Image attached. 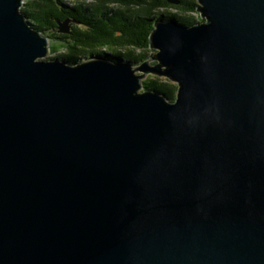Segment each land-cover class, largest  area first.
<instances>
[{"label": "water", "instance_id": "obj_1", "mask_svg": "<svg viewBox=\"0 0 264 264\" xmlns=\"http://www.w3.org/2000/svg\"><path fill=\"white\" fill-rule=\"evenodd\" d=\"M23 2L0 0V264H264V0L153 20L137 67L44 58Z\"/></svg>", "mask_w": 264, "mask_h": 264}, {"label": "trees", "instance_id": "obj_2", "mask_svg": "<svg viewBox=\"0 0 264 264\" xmlns=\"http://www.w3.org/2000/svg\"><path fill=\"white\" fill-rule=\"evenodd\" d=\"M197 8V0H24L21 6L31 24L49 38L51 56L75 62L105 55L132 66L154 55L149 46L153 20L201 22L204 17ZM64 21L67 32L58 30ZM141 82L145 89L175 97L177 85L167 80L151 77Z\"/></svg>", "mask_w": 264, "mask_h": 264}, {"label": "rangeland", "instance_id": "obj_3", "mask_svg": "<svg viewBox=\"0 0 264 264\" xmlns=\"http://www.w3.org/2000/svg\"><path fill=\"white\" fill-rule=\"evenodd\" d=\"M164 20H167V19H164ZM151 53L152 54H154L155 55V53H156V50L154 51V52H152L151 51ZM53 54V52H51V49L49 50V52L44 56V58H47L48 56H51ZM150 54V53H149ZM153 55V56H154ZM150 57H152V56H150ZM149 57V58H150ZM148 58V59H149ZM147 60V59H146ZM154 61H156V59H153V60H149V61H147L146 62V65H148V66H151V65H154L155 63H154ZM144 62V61H143ZM142 62H140V63H137V64H135L133 67H137L138 65H140ZM135 72L137 73V74H139V75H141V74H143V71H140V70H135ZM151 77H157V78H159V79H161V80H167L169 83H171V84H174V85H177V82L176 81H174V80H171V79H169L168 77H166V76H163V75H157V74H155V73H151V72H146V73H144V75L142 76V77H140V81H142V80H144V79H147V78H151ZM139 90H142V88H140Z\"/></svg>", "mask_w": 264, "mask_h": 264}]
</instances>
